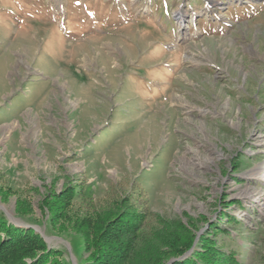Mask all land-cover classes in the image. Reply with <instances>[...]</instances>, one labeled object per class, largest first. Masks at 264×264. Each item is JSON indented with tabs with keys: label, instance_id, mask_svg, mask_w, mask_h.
<instances>
[{
	"label": "rangeland",
	"instance_id": "rangeland-1",
	"mask_svg": "<svg viewBox=\"0 0 264 264\" xmlns=\"http://www.w3.org/2000/svg\"><path fill=\"white\" fill-rule=\"evenodd\" d=\"M263 164L264 0H0V220L63 264L105 211L264 264Z\"/></svg>",
	"mask_w": 264,
	"mask_h": 264
},
{
	"label": "trees",
	"instance_id": "trees-1",
	"mask_svg": "<svg viewBox=\"0 0 264 264\" xmlns=\"http://www.w3.org/2000/svg\"><path fill=\"white\" fill-rule=\"evenodd\" d=\"M98 213L93 219L94 222L92 221L95 225L92 228V239L86 237L87 232L84 234L83 243L84 252H89L91 247H94L96 252L93 257L81 264H165L168 259H172L171 264H211L204 251L202 253L192 251L186 255L190 244L184 242V245L174 249L169 241L161 237L156 238L154 232L150 233L152 239L149 237L150 241L147 243L150 249L140 244L136 247L137 242L140 243L139 241H144L143 239L148 237L142 236L146 216L141 212L126 211L117 218H113L115 215L112 211ZM53 220L52 213L51 221ZM101 225H105L103 230L99 229ZM98 231L101 232V236ZM94 240L104 242V245L98 247ZM152 240L157 244L154 245ZM59 255V251L48 249L43 239L32 229L16 227L0 220V264H25L24 260L27 258L32 261L29 264H63L58 259ZM219 258L223 264H238L232 254Z\"/></svg>",
	"mask_w": 264,
	"mask_h": 264
},
{
	"label": "water",
	"instance_id": "water-1",
	"mask_svg": "<svg viewBox=\"0 0 264 264\" xmlns=\"http://www.w3.org/2000/svg\"><path fill=\"white\" fill-rule=\"evenodd\" d=\"M190 252H191V250H190L189 252H187L186 255H188ZM186 255H185V256H186ZM171 263H172V260L169 261L167 264H171Z\"/></svg>",
	"mask_w": 264,
	"mask_h": 264
},
{
	"label": "bare ground",
	"instance_id": "bare-ground-1",
	"mask_svg": "<svg viewBox=\"0 0 264 264\" xmlns=\"http://www.w3.org/2000/svg\"><path fill=\"white\" fill-rule=\"evenodd\" d=\"M263 166H264V164H263ZM260 169V168H259Z\"/></svg>",
	"mask_w": 264,
	"mask_h": 264
}]
</instances>
